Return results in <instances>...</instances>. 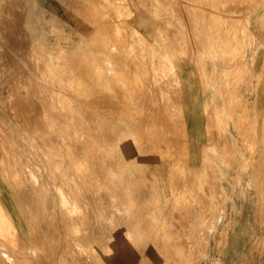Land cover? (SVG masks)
Segmentation results:
<instances>
[{
  "label": "rangeland",
  "instance_id": "rangeland-1",
  "mask_svg": "<svg viewBox=\"0 0 264 264\" xmlns=\"http://www.w3.org/2000/svg\"><path fill=\"white\" fill-rule=\"evenodd\" d=\"M220 1L0 0V264H205L212 246L210 264H222L242 199L232 192L244 187L229 172L257 166L218 152L240 118L213 116L207 166L212 205L232 206L228 228L208 227L220 212L195 226L180 221L188 213L164 222L157 211L173 198L177 207L199 203L190 191L163 188V173L176 168L179 182L186 170L171 141L187 118L180 73L190 6L195 27ZM249 240L262 259L246 263L264 264V225Z\"/></svg>",
  "mask_w": 264,
  "mask_h": 264
},
{
  "label": "crops",
  "instance_id": "crops-1",
  "mask_svg": "<svg viewBox=\"0 0 264 264\" xmlns=\"http://www.w3.org/2000/svg\"><path fill=\"white\" fill-rule=\"evenodd\" d=\"M217 4L218 9L206 5L196 15L195 27L190 6L188 56L181 64L180 73L183 83L180 105L187 118L182 137L174 136L171 141V145L179 144L173 161L179 157V166L186 170L181 169L179 182L176 168L163 173L168 180L163 188L171 186L173 195L178 190L190 191L189 194L198 195L199 203L203 199L205 204L196 201L188 207L184 204L177 207L173 198V204L160 205L157 211L167 215L164 222H174L176 211L188 213L180 216V221L195 226L208 219V212H220L215 219L210 216L216 223L208 227L228 228L232 206L228 201L212 205L213 173L207 170L216 145L213 116L242 117L235 127L232 123L228 125L226 141L217 145L218 152L222 155L234 151L235 165L245 166L249 159L257 166L256 170L248 166L239 172H229L230 179L241 180L244 187L232 192L242 196L235 204L240 213L232 219L235 223L221 245L219 258L222 264H232L233 259L248 264L250 260L262 259V251L250 248L253 241L249 239H254L257 229L264 225V0H254L250 5L244 0L234 3L221 0ZM235 81L237 86L230 93L228 85ZM247 182L250 186H246ZM163 196L169 197L165 193ZM211 238L220 239V236L211 233ZM205 254L208 256L205 264L207 261L210 264L218 252L212 246Z\"/></svg>",
  "mask_w": 264,
  "mask_h": 264
},
{
  "label": "bare ground",
  "instance_id": "bare-ground-1",
  "mask_svg": "<svg viewBox=\"0 0 264 264\" xmlns=\"http://www.w3.org/2000/svg\"><path fill=\"white\" fill-rule=\"evenodd\" d=\"M118 1V0H117ZM117 5V4H116ZM16 11V10H15ZM17 17V16H16ZM17 20V19H16ZM8 26V25H7ZM11 26V25H10ZM15 33V32H14ZM13 33V34H14ZM10 34V33H9ZM10 37V36H9ZM14 37V36H13ZM15 44V43H14ZM26 44V43H25ZM111 47V46H110ZM8 49H9V47H8ZM8 56V55H7ZM9 60V59H8ZM11 60V59H10ZM3 64V63H2ZM26 75V74H25ZM121 75V74H120ZM21 77V76H20ZM22 81V80H21ZM25 81V80H24ZM28 81V80H27ZM11 83V82H10ZM17 86V85H16ZM42 87V86H41ZM32 89V88H31ZM14 91V90H13ZM33 92V91H32ZM39 92V91H38ZM48 92V91H47ZM40 93V92H39ZM14 94V93H13ZM23 95V94H22ZM51 95V94H50ZM15 97V96H14ZM18 97H19V95H18ZM19 101H20V99H18ZM28 100V99H27ZM23 101V100H22ZM30 101V100H29ZM162 101V100H161ZM11 102V101H10ZM9 102V103H10ZM12 103V102H11ZM14 103V102H13ZM24 104H25V102H24ZM15 105V104H14ZM25 106L26 107H28L26 104H25ZM67 106V105H66ZM25 107V108H26ZM20 108V107H19ZM29 108V107H28ZM32 109V108H31ZM162 109V108H161ZM27 111V110H26ZM21 112V111H20ZM14 113V112H13ZM25 113V112H24ZM162 114V113H161ZM28 115V114H27ZM34 115V114H33ZM25 116V115H24ZM37 117V116H36ZM35 117V118H36ZM163 119H164V117H163ZM23 120V119H22ZM34 120V119H33ZM167 121V120H166ZM170 121V120H169ZM28 122V121H27ZM33 123V122H32ZM37 123V122H36ZM25 124V123H24ZM42 124V123H41ZM40 124V125H41ZM165 124V123H164ZM35 125V124H34ZM44 127V126H43ZM62 127V126H61ZM34 128V127H33ZM42 129V128H41ZM34 130V129H33ZM33 132V131H32ZM43 132V131H42ZM45 132V131H44ZM48 133V132H47ZM30 134V133H29ZM32 134V133H31ZM35 134V133H34ZM34 134H32V135H34ZM39 134V133H38ZM40 135V134H39ZM136 135V134H135ZM172 135V134H171ZM41 136V135H40ZM39 136V137H40ZM43 136V135H42ZM136 137H137V135H136ZM182 137V136H181ZM43 138V137H42ZM47 138V137H46ZM44 141V140H43ZM48 141V140H47ZM173 142V141H172ZM46 143V142H45ZM169 143V142H168ZM49 144V143H48ZM174 145V144H173ZM170 146V145H169ZM178 146V145H177ZM54 147V146H53ZM55 153V152H54ZM177 155V154H176ZM70 162V161H69ZM71 163V162H70ZM27 168V167H26ZM26 170V169H25ZM27 170H28V168H27ZM29 171V170H28ZM27 171V172H28ZM90 177V176H89ZM84 181V180H83ZM90 186V185H89ZM106 186V185H105ZM150 186V185H149ZM69 187H70V185H69ZM109 188V187H108ZM217 189V188H216ZM86 190V189H85ZM220 191V190H219ZM114 192V191H113ZM216 192H217V190H216ZM87 193V192H86ZM113 194H115V193H113ZM108 195V194H107ZM108 197V196H107ZM76 198V197H75ZM115 198V197H114ZM201 198H203V197H201ZM90 200V199H89ZM107 200V199H106ZM203 201V200H202ZM82 202H84V201H82ZM109 202V201H108ZM157 202V201H156ZM114 203H116V202H114ZM113 204V203H112ZM115 205V204H114ZM113 205V206H114ZM159 205V204H158ZM118 206V205H117ZM203 206V205H202ZM157 207V206H156ZM161 207V206H160ZM119 208H121V207H119ZM206 208V207H205ZM115 209H117V208H115ZM159 209V208H158ZM160 210V209H159ZM2 212V211H1ZM84 212V211H83ZM86 212V211H85ZM179 212V211H178ZM182 212V211H181ZM112 213V212H111ZM116 213V212H115ZM84 214H86V213H84ZM88 214V213H87ZM108 214V213H107ZM114 214V213H113ZM128 214V213H127ZM125 216V215H124ZM175 216V215H174ZM112 217V216H111ZM114 217V216H113ZM112 217V218H113ZM4 218V217H3ZM111 219V218H110ZM209 219V218H208ZM1 220V219H0ZM4 220V219H3ZM5 220H7L6 218H5ZM42 220V219H41ZM92 220V219H91ZM9 221V220H8ZM5 222H7V221H5ZM10 222V221H9ZM111 222V221H110ZM180 222V221H179ZM112 223V222H111ZM208 223H209V221H208ZM4 224L5 223H3V225H2V227L4 226ZM6 226H7V224H6ZM208 226V225H207ZM1 227V228H2ZM111 227V226H110ZM106 228V227H105ZM211 228V227H210ZM9 229V228H8ZM3 230H5V228H3ZM209 230V229H208ZM107 231V230H106ZM14 233V232H13ZM1 235V234H0ZM10 235H11V233H10ZM9 235V236H10ZM125 235H126V233H125ZM100 236V235H99ZM13 237V236H12ZM113 238V237H112ZM11 239V238H10ZM35 239V238H34ZM97 239V238H96ZM112 240V239H111ZM13 241V240H12ZM62 242V241H61ZM22 243V242H21ZM137 245V244H136ZM135 246V245H134ZM74 251V250H73ZM73 254V253H72ZM170 254V253H169ZM6 256V255H5ZM9 256V255H8ZM81 258V257H80ZM84 258H85V256H84ZM16 259V258H15ZM94 259V258H93ZM9 261V260H8ZM85 263V262H84Z\"/></svg>",
  "mask_w": 264,
  "mask_h": 264
}]
</instances>
